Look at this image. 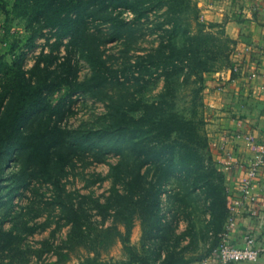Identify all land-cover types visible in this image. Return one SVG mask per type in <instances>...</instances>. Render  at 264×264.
<instances>
[{
	"label": "rangeland",
	"instance_id": "374dc122",
	"mask_svg": "<svg viewBox=\"0 0 264 264\" xmlns=\"http://www.w3.org/2000/svg\"><path fill=\"white\" fill-rule=\"evenodd\" d=\"M177 1L182 10L169 12L157 0H148L142 5L147 9L143 14L138 11L140 5L108 4L93 15L88 13L91 6H86L74 33L59 37L55 28L43 25L44 18L32 13L30 1L0 0V92L17 78L35 87L45 70L51 73L48 82H57L42 93L53 105L50 113L33 112L16 121L22 141H27L25 134L46 124L54 130L45 160L35 162L23 149L3 150L0 145V225L21 238L22 255L32 264H80L88 258L94 260L90 264H192L215 245L226 189L222 171L205 147L191 155L186 146L182 160L171 167L165 161L157 168L135 160L140 147L131 134L114 128L94 133L111 124L112 107L122 116L139 114L141 104L158 98L165 78L157 73L135 74V78L124 76L89 85L91 70L83 51H96L106 65L134 62L159 43L154 31L157 24L179 16L177 28L171 32L173 44L181 46L187 36L198 37L204 30L216 45L225 42L228 60L215 62L201 76L200 71L188 74L185 69L172 74L169 126L174 129L168 140V159L177 162L181 158V140L186 141L184 121L189 118L199 134L207 137L210 112L205 83L211 74L229 65L232 42L224 41L221 22L204 20L198 6L197 22L190 21L193 3ZM113 20L117 22L113 24ZM196 50L201 60L203 53ZM56 76H66L67 83L60 84ZM78 82L87 89H72ZM191 143L196 145L195 140ZM117 164L118 169L113 167ZM138 165L141 181H152L159 189V210L150 219L134 212L128 240L123 242L112 226L109 204H122L115 192L125 194V179L129 173H137ZM112 168L122 171L118 178ZM156 170L167 173L157 181ZM76 219L80 227L72 226L70 220ZM64 253L70 254L68 260ZM0 255L7 258L5 253Z\"/></svg>",
	"mask_w": 264,
	"mask_h": 264
},
{
	"label": "trees",
	"instance_id": "16d2710c",
	"mask_svg": "<svg viewBox=\"0 0 264 264\" xmlns=\"http://www.w3.org/2000/svg\"><path fill=\"white\" fill-rule=\"evenodd\" d=\"M28 1H30L28 5L32 13L37 18H44L43 25L55 28L56 31L59 32V37L74 33L80 20L84 19L83 11L87 10L86 6H91V11H88L89 15H93L95 11H101V8L108 4L122 5L125 7L140 5L138 11L140 14H143L147 9L142 5L148 2V0ZM157 1L161 5L166 6L169 12L173 10L174 12L176 10H182V8L178 7L177 0ZM188 2V4L192 2L195 7V12L189 13V20H195L197 22V5L194 1L188 0ZM178 20H180L179 16H170V18L165 19V22H159L157 24V29L154 30L159 39V43L150 48L147 53L141 55V58L139 60L136 59L134 62L126 60L119 65H106L99 58L96 51L92 49L83 51V56L87 60L91 70V74L87 79V81H91L89 85H99L124 76L135 78L137 77L135 74L141 76H150L153 73L164 75L165 85L163 91L158 94V98L155 100L141 104L139 114L133 116L131 114L122 113V116L118 114V112H114V110L119 111L118 108L115 109L112 107L109 112L112 120L111 124L105 129L94 132L98 135L108 128H114L119 132L131 134V137L135 139V144L140 147L134 155L135 160H141V164L149 162L157 168L165 161H168V167H171L182 160L184 157L183 150L186 146L189 150V154L192 155L193 153H199L198 150L200 148L205 147L207 150L208 145L206 135L204 133L199 134L193 119L189 118L184 121L187 125L183 135L186 141L181 140V145L183 146L180 152L181 158L177 160V162H175L173 157L170 160L168 159L167 154L169 153V148H171V144L168 140L172 138L171 135L174 129L169 126L173 114V112H170L171 108L169 103L173 95L170 93V83L172 82L170 79H172V74H175L178 70L185 69L188 74H196L200 71L199 75L201 76L203 71H209L214 67L215 62L223 64L228 60V50L225 46V42L216 45L214 37L204 30H200L198 37L187 36L184 44L181 46L173 44V42L170 41L172 36L171 32H174L177 28ZM116 22L117 21L113 20V24ZM166 23L168 26H165ZM186 24L189 25V21L186 20ZM224 41L232 42L227 35ZM196 48L203 53V58L201 60L197 57L198 53ZM50 74V71H42L39 76V82L35 87L29 84L24 85L21 78L14 79L12 81L13 83L3 86V90L0 92V145L3 150L23 149L29 158H34L35 162H37V160H45V157L50 153L53 145L54 130L48 124L44 125L42 129H34L29 135L25 134L24 136L27 138V141H22L19 137V126L16 122L22 116L29 115L33 112L41 111V113H50V108L53 105L42 95L43 89L48 88L47 86L50 87L48 90L57 86V82L53 85L51 82H48L51 78ZM56 78L59 79L60 84L67 83L68 78L66 79V76H56ZM87 87L88 86H83L81 82L74 83L71 86L74 90H84L87 89ZM51 111H53V109ZM176 131L177 129L175 132ZM193 140H195V146L191 143ZM184 164L183 162V165ZM113 167L118 169V164ZM139 167L140 165H138L136 174L129 173L127 179H125V182H127L125 194L115 192L116 197L123 200V202H121L122 204H119V201L115 206L109 204V206L113 208L112 226L115 227L119 239L123 242L128 240L133 225L134 212L141 213V217L146 215L150 219L151 217H155L159 210V189L152 181H141L142 175L140 174ZM112 170L116 178L122 173L121 170H114L113 168ZM163 173H167V170H156L153 172V175L156 174L157 181H159ZM113 188L115 189V187ZM226 214V201H224L221 224L217 234L222 229ZM70 221L72 226L80 227V225H82L80 224L81 222H78V219ZM118 225H120L122 229L117 228ZM217 234L216 243L218 241ZM21 241V238L13 233V229H5L3 225H0V253L7 254V258H3L0 255V264H32L27 257L22 255ZM69 256V253H64V260H68ZM92 260L93 259L88 258L85 263L80 264H90Z\"/></svg>",
	"mask_w": 264,
	"mask_h": 264
},
{
	"label": "crops",
	"instance_id": "0c3cea01",
	"mask_svg": "<svg viewBox=\"0 0 264 264\" xmlns=\"http://www.w3.org/2000/svg\"><path fill=\"white\" fill-rule=\"evenodd\" d=\"M194 1L202 18L221 22L225 35L232 40L229 65L211 74L205 83V102L210 112L207 152L224 176L227 204L238 195L243 169L223 166L222 145L245 161L253 150L247 136L259 140L264 134V0ZM255 185L258 216H237L230 240L238 244L246 230L252 231L262 242L259 260L226 264H264V166Z\"/></svg>",
	"mask_w": 264,
	"mask_h": 264
},
{
	"label": "built area",
	"instance_id": "2783aa9c",
	"mask_svg": "<svg viewBox=\"0 0 264 264\" xmlns=\"http://www.w3.org/2000/svg\"><path fill=\"white\" fill-rule=\"evenodd\" d=\"M247 140L253 150L251 156L245 161H240L233 150L226 148L225 144L222 145L225 152L223 166L226 169L232 165L239 166L243 169V175L240 179L238 195L226 204L227 214L222 229L217 234L216 245L209 254L199 260L198 264H213L214 262L226 264L235 261L254 263L259 260L262 242L252 231L246 230L238 244L230 240V232L235 226L237 216H258L256 210L258 194L255 184L264 166V134L259 140H254L251 135H248Z\"/></svg>",
	"mask_w": 264,
	"mask_h": 264
}]
</instances>
